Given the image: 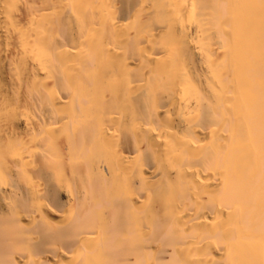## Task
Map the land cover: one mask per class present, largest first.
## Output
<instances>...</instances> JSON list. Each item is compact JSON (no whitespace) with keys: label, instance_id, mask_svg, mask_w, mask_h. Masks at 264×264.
Returning <instances> with one entry per match:
<instances>
[{"label":"bare ground","instance_id":"6f19581e","mask_svg":"<svg viewBox=\"0 0 264 264\" xmlns=\"http://www.w3.org/2000/svg\"><path fill=\"white\" fill-rule=\"evenodd\" d=\"M0 264H264V0H0Z\"/></svg>","mask_w":264,"mask_h":264}]
</instances>
